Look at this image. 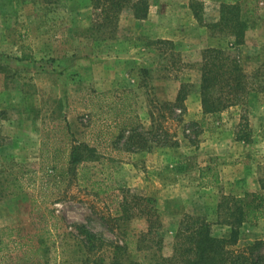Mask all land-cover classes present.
Wrapping results in <instances>:
<instances>
[{
  "label": "rangeland",
  "instance_id": "rangeland-1",
  "mask_svg": "<svg viewBox=\"0 0 264 264\" xmlns=\"http://www.w3.org/2000/svg\"><path fill=\"white\" fill-rule=\"evenodd\" d=\"M194 1L207 21L218 20L219 0ZM239 1L248 27L244 43L231 46L232 37L202 23L201 42L151 37L132 9L99 27L91 0H0V230L15 228L18 241L0 235V264L109 261L127 237L136 249L134 234L147 221L117 219L123 188L155 199L166 255L184 213L202 215L214 235L230 236L218 209L223 195L250 200L264 193L246 189L264 182L263 2L254 1L256 11L245 15V0ZM209 46L231 51L252 75L260 69L248 98L251 142L236 139L240 105L216 114L201 109ZM182 84H188L187 110L169 116L165 103ZM187 99L196 115H189ZM135 129L140 135L130 140ZM81 142L96 147L97 159L75 178L67 173L69 153ZM42 230H49V241L38 249ZM258 239L264 240V216L244 222L231 247ZM255 256L264 260V244Z\"/></svg>",
  "mask_w": 264,
  "mask_h": 264
},
{
  "label": "trees",
  "instance_id": "trees-1",
  "mask_svg": "<svg viewBox=\"0 0 264 264\" xmlns=\"http://www.w3.org/2000/svg\"><path fill=\"white\" fill-rule=\"evenodd\" d=\"M254 1L257 0H245V15L256 11L257 6L252 5ZM91 2L98 17L96 22L99 27L115 22L127 9H132L137 19H145L149 13V0H91ZM262 2L264 10V0ZM190 6L197 20L206 25L213 34L226 33L233 39L230 42L231 46L244 43L248 20L244 17V6L239 0H219L220 15L216 21H207L203 14V6H198L197 2H191ZM257 72H260V69L254 74ZM253 75L247 72L240 59L226 48L209 46L204 49L200 82L203 113L216 114L229 106L240 105V120L235 132L236 139L245 142L252 141L248 98L250 92L257 89V80L253 79ZM187 86L188 84L181 85L174 101H166L165 106L166 109L168 108L169 116L176 114L177 110H180L182 114L186 112ZM150 114L153 118L154 111ZM138 133L140 132L135 129L129 132L128 138L139 136ZM0 139L2 144L4 137L0 136ZM96 154V147L89 143L81 142L73 145L69 153L67 173L80 178V167L84 168V163L95 161ZM261 185L264 188L262 180ZM18 187L22 189L20 185ZM122 190L123 194L117 208L120 216L117 219L129 221L135 217H144L147 228L134 234L137 236L136 249H130V241L127 237L124 244L113 246L109 261L99 256L94 258L93 264H262L264 261L262 257L255 256V251L264 244L263 239H258L242 249L231 247L238 243L240 228L244 222H253L264 216V193H254L250 200H247L245 196L223 195L218 209L225 211L224 214L227 216L224 221L231 227L229 237L214 235L211 222L206 217L184 213L174 236L173 252L171 255H166L163 252L164 224L155 199L135 193L130 188ZM15 230L9 226L3 227L0 235H6L7 240L11 242H18L13 237ZM47 232L49 230L37 232L36 235L42 237L38 249L48 244ZM17 233L19 234V231Z\"/></svg>",
  "mask_w": 264,
  "mask_h": 264
},
{
  "label": "crops",
  "instance_id": "crops-1",
  "mask_svg": "<svg viewBox=\"0 0 264 264\" xmlns=\"http://www.w3.org/2000/svg\"><path fill=\"white\" fill-rule=\"evenodd\" d=\"M169 1L171 0H149V13L144 20L151 29V33H149L151 37H162L175 42L189 40L194 43L201 42L203 36H207L205 34L207 30H203L202 24L195 17L189 0H179L180 3L175 2L172 3L173 5H170ZM187 103L189 104V115H196L191 108L189 99H187ZM262 145L264 146L263 143ZM254 174L249 173L251 178L254 177ZM250 184H252L251 187H246L248 191L263 188L260 185L261 180L260 184L256 180L249 182L248 185ZM247 227L248 225H245V229H248Z\"/></svg>",
  "mask_w": 264,
  "mask_h": 264
}]
</instances>
